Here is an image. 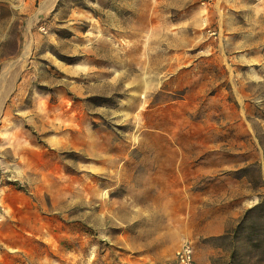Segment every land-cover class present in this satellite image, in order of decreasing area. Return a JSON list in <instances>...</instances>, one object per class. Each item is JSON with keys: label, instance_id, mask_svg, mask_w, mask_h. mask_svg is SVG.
Masks as SVG:
<instances>
[{"label": "rangeland", "instance_id": "1", "mask_svg": "<svg viewBox=\"0 0 264 264\" xmlns=\"http://www.w3.org/2000/svg\"><path fill=\"white\" fill-rule=\"evenodd\" d=\"M204 1L0 0V264H264V0Z\"/></svg>", "mask_w": 264, "mask_h": 264}, {"label": "crops", "instance_id": "2", "mask_svg": "<svg viewBox=\"0 0 264 264\" xmlns=\"http://www.w3.org/2000/svg\"><path fill=\"white\" fill-rule=\"evenodd\" d=\"M205 8V11H208L209 10V7L208 5L204 7ZM255 13H257V15L259 17H262L264 18V6L261 7L259 10L257 11H254ZM260 32L263 33V40H264V22L262 21V25H260V28L259 30ZM124 208H122V206L119 208V211L118 212V217H122L123 220L122 222L124 224H128V220H132V219H135V218H139V219H142L144 218L143 221H145L144 223H146L148 220H146L147 216L142 214L141 212L140 213H136L134 216L133 215H130V214H127L125 211H123ZM124 216V217H123ZM134 217V218H132ZM141 220V221H142ZM103 221H105V219H103ZM121 222V223H122ZM153 222L152 218L150 220V224ZM43 225L44 223L42 222L41 224V228L38 229V231H43ZM120 237H122L123 239H121ZM30 238V237H28ZM32 240H35V237L32 236ZM112 241V243H115L117 244L118 246L116 247V251H118V257L116 259V257L114 258V261L112 262V264H160V259L158 256H155L153 254V251L151 250L152 248V244H153V239L151 237V235L147 232H141V233H138V236L137 235H134V234H129V235H125L124 237L123 236H120L119 235V238H112L110 239ZM135 240L137 241H141V246L136 248V247H133L132 249V256L131 257H123V255H121L123 252H122V248L125 247V246H133L135 242ZM24 241H28L27 240V237ZM3 242L5 244H7L8 246L12 247V241L9 242V241H4ZM120 248V249H118ZM20 248H16V249H13V251H16ZM28 250L27 247H24L22 246L21 248V251L22 254H24L26 251ZM175 254V253H174ZM105 257V256H104ZM35 258V257H33ZM28 261H31L30 259H28ZM46 264L48 263V260L47 262H45ZM100 263L101 264H109L107 261H105L104 259L100 260Z\"/></svg>", "mask_w": 264, "mask_h": 264}, {"label": "bare ground", "instance_id": "3", "mask_svg": "<svg viewBox=\"0 0 264 264\" xmlns=\"http://www.w3.org/2000/svg\"><path fill=\"white\" fill-rule=\"evenodd\" d=\"M161 151H162L163 154H166L164 159L169 160L170 162H168L166 160H162L163 163L154 162L148 168V170L151 171V172H154V175L157 174V173H161V175H156V177L153 179L155 182H158V183L168 182L170 180L169 179L170 176L167 173L171 170L172 171V176H173L172 181L177 184L179 182L180 178H179V175L177 174V172L174 171L175 170L174 165H172V163L176 162V160H177L176 159V154H175L177 151H173V152L170 153V154H175V155H172L171 158L168 156L165 147H163ZM166 175H168V176H166ZM139 197H140L139 199H142L144 201H152V200L164 201L165 199H167L166 195L153 194L152 190H150L148 192V194H146V195L141 194ZM60 205L63 206V207H67V206L72 205V202H68L67 199H65Z\"/></svg>", "mask_w": 264, "mask_h": 264}, {"label": "built area", "instance_id": "4", "mask_svg": "<svg viewBox=\"0 0 264 264\" xmlns=\"http://www.w3.org/2000/svg\"><path fill=\"white\" fill-rule=\"evenodd\" d=\"M214 0H205L204 4L210 5ZM173 264H197L195 251L192 244L183 242L174 254Z\"/></svg>", "mask_w": 264, "mask_h": 264}, {"label": "trees", "instance_id": "5", "mask_svg": "<svg viewBox=\"0 0 264 264\" xmlns=\"http://www.w3.org/2000/svg\"><path fill=\"white\" fill-rule=\"evenodd\" d=\"M258 208H262L263 209L264 208V202L258 204L257 206H255V209H258ZM241 225H242V223L239 224V226L237 227V229H239L241 227ZM237 255H238V251L235 249L234 252H233V258H235ZM236 262H239V264H245L246 263V262L242 261V258H240L239 255H238V260H236Z\"/></svg>", "mask_w": 264, "mask_h": 264}]
</instances>
